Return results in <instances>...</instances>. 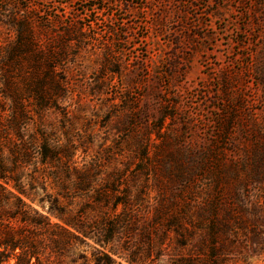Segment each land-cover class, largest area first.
I'll list each match as a JSON object with an SVG mask.
<instances>
[{
  "label": "rangeland",
  "instance_id": "1",
  "mask_svg": "<svg viewBox=\"0 0 264 264\" xmlns=\"http://www.w3.org/2000/svg\"><path fill=\"white\" fill-rule=\"evenodd\" d=\"M21 23L58 55L46 112L26 58L11 73L25 139L64 153L10 175L48 217L40 264H264V0H0L5 108L3 48ZM7 141L0 126L4 158ZM171 200L177 227L157 223ZM127 212L107 244L99 229Z\"/></svg>",
  "mask_w": 264,
  "mask_h": 264
},
{
  "label": "trees",
  "instance_id": "2",
  "mask_svg": "<svg viewBox=\"0 0 264 264\" xmlns=\"http://www.w3.org/2000/svg\"><path fill=\"white\" fill-rule=\"evenodd\" d=\"M26 24L21 23L15 26L16 39L3 48L2 57L3 92L4 96L12 101L7 108L0 104V126L7 129V145L10 146L3 145V147H8L10 150V156L4 158V148L0 150L3 158L0 161V180L5 182V184L0 182V264H11L12 261V264H40L41 253L36 245L37 233L44 229L42 221L48 220V217L38 213L27 205L20 195L8 188V185L12 183L10 175L20 173L24 161L26 159L31 160L36 155L41 156L42 162L52 163L64 154L59 151L60 148L52 151L48 146L38 145V140L35 138L32 140L25 139L26 130L23 127L24 106L15 92V83L11 79V73L21 70L24 66L22 59L26 58V64L31 65L33 70L30 78L33 89L32 95L36 98L41 110L46 112L50 107V95L47 90L55 81L54 72L56 71L58 56L56 55V48L53 45H44L42 40L32 35L31 28L29 30ZM69 33L63 32L62 34ZM16 141L19 143H16ZM10 157L13 158V162L8 163ZM85 180V178H81L79 184L83 185ZM13 187L18 189L16 186ZM18 191L20 194H24V192ZM124 204L125 208L131 205L129 201L124 202ZM176 205V200H171L168 204H161V209L157 212V223L161 225V222L168 217V221H171V227L179 226L180 219L178 215L174 213H172L173 215H167V211L174 209ZM61 213H63V210H61ZM134 221L135 219L129 212L123 217L116 216L99 229L100 234L107 244H113L120 235L127 233L126 227ZM46 223L49 224V222ZM64 232L68 240L73 235L67 229H64ZM145 233L147 234V240L150 242L151 232L145 230ZM58 243V239H55L54 244ZM204 244L208 250L213 246L205 243V241ZM115 254L116 252L105 253L102 259L95 258L94 262L95 264H116L117 262L113 256Z\"/></svg>",
  "mask_w": 264,
  "mask_h": 264
}]
</instances>
